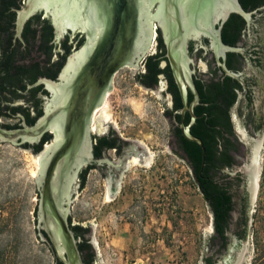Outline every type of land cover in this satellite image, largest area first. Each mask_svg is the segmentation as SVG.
<instances>
[{
  "label": "water",
  "instance_id": "water-1",
  "mask_svg": "<svg viewBox=\"0 0 264 264\" xmlns=\"http://www.w3.org/2000/svg\"><path fill=\"white\" fill-rule=\"evenodd\" d=\"M37 11L50 19L58 39L70 32L84 34V41L67 55L56 80L40 79L50 93L42 115L30 126L23 123L21 128L0 127V142L22 147V143L36 142L45 131L50 132V140L36 152L31 151L34 156H38V169L34 176L33 213L36 239L45 242L53 255V261L55 255L64 264H84L77 247L78 238L70 224L86 226L88 231L84 236L92 243L95 264H103L94 240V221L76 222L71 217L69 208L77 170L88 154L89 126L93 111L112 88L113 74L124 66H135L147 53L156 26L164 36L168 60L181 95L185 99L186 85L197 97L198 93L190 76L194 69L189 67L187 73L185 66L205 61L195 51L188 53V41H200L202 34L210 36L217 62L222 64L220 57L226 51H236L237 48L222 41L217 25L230 11L239 12L246 17L248 14L237 0H22L16 10L17 35L24 22ZM200 44L203 45L201 41ZM201 70L206 71L205 66ZM226 71L233 75L228 69ZM246 74L258 77V84L253 87V100L259 115L264 113V69L257 70L253 67ZM156 95L162 108V96L159 92ZM245 112V104L239 91L238 101L231 108V116L237 134L251 147L250 153L249 148L245 149L240 167L249 191L251 206L248 222L251 229L264 142V124L260 130H252ZM2 121L13 123L16 119L2 118ZM183 134L200 145L202 166L205 149L201 139L184 127ZM149 154L145 164L151 161L150 150ZM229 172L234 174L235 168ZM203 200L210 222L198 264H205L204 257L210 256L212 252V247L208 244L211 215L206 200ZM250 229L248 236L240 244L229 248L225 256L229 264H247L250 258ZM210 264H215V260Z\"/></svg>",
  "mask_w": 264,
  "mask_h": 264
},
{
  "label": "flooded vegetation",
  "instance_id": "flooded-vegetation-1",
  "mask_svg": "<svg viewBox=\"0 0 264 264\" xmlns=\"http://www.w3.org/2000/svg\"><path fill=\"white\" fill-rule=\"evenodd\" d=\"M237 2L248 16L230 11L225 19L217 25L220 37L226 45L228 44L223 40V29L228 38L235 39L233 46L237 48L235 51L238 53L237 58L232 60L227 55L228 51H226L224 56L220 57L222 64L218 63L215 47L208 35L202 34L200 41L203 45L196 39L188 41V53L192 54L195 51L205 61L201 64L196 62L194 66L189 64L185 66L187 73H189V67L194 69L193 73L189 75L198 93L197 97L186 85H184L185 99L181 95L176 76L168 60L164 36L161 29L158 27L156 29V26H154V34L150 45V48L153 47L152 51L148 50L135 66H124L128 69L122 71L121 69L124 68L122 67L113 74L112 88L105 94L101 104L93 111L89 126L88 154L85 155L86 158L77 170L75 177L74 189L85 200L91 199L93 196L101 198L102 202L109 203V207L113 208L119 221L133 227L139 223L142 231L146 232L147 208L140 204L142 194L137 193L144 191L143 189L146 186L144 182L149 178L147 172L150 169H138L135 166L136 162L140 166H144L150 154L146 144L135 137L134 127H131V125L134 126V123L130 122L128 120L130 116L126 115L128 109L121 106L118 111H115L113 108H118V104H110V102L117 100L115 96H112L115 82L119 83L121 80L124 81L130 77L139 88L141 87L148 92L160 93L163 97L160 98L163 105L161 115L165 119L169 131L168 152L173 156H177L182 163H186L190 177L199 191L200 183L195 176L196 167L190 163L183 149L180 136L184 135L183 127L190 131L191 127L195 126L196 119L200 116V113H197L200 107L204 108L203 113L207 114L205 108L209 110L212 105L211 116H214L217 93L214 86L215 82L219 84L220 88H223V99L219 89L217 95L218 103L221 105L220 110H222V107L227 109L226 85L233 76L239 84L235 103L238 101L240 91L245 104V115L251 114V119H249L250 128L254 131L261 129L264 124V113L257 115V107L253 100L255 94L253 87L258 84V77L256 75L249 77L246 71L253 67L257 70L264 69V0H237ZM27 20L31 22L43 21L45 27L50 28L51 34L49 36L48 32L41 26L39 33L32 36L31 33L26 34L23 43L15 36L16 17L13 21L11 28L14 30L11 43L14 46L21 45L22 48L25 47L31 50V54L35 55L34 59L38 61L37 67L26 73H19L17 69H11V71H14V82L17 89L8 92L0 90V101L9 105V110L5 109L8 113L0 116V124L15 125L14 128H21L23 123L30 126L42 115L50 93L40 79L56 80L67 55L84 41V34H71L70 32L58 39L54 34L50 19L41 11H37ZM2 43L6 44L7 41L4 40ZM190 45H193L192 51ZM204 66L206 71L201 70ZM226 69L231 71L233 75L227 73ZM233 105L229 107L230 122L219 125L223 134L230 136V140L233 141V146L228 150L231 156V164L213 169L217 173L215 177L219 182L225 180V182L232 183L229 192L232 194L233 206L225 223L216 220L209 201L200 191L208 204L211 215V235L208 244L212 247V252L210 256L204 257L203 262L205 264H210L214 260L215 264H229L225 260L229 248L240 244L248 236L250 229L248 222L251 206L249 191L245 175L240 167L243 164L241 162L244 160L245 149L249 148L250 153L251 147L237 134L233 126L231 116ZM12 108H15V110H12ZM100 110H103V112ZM220 110L219 113H222ZM103 113H107L108 116ZM116 113L117 115H115ZM131 117L134 118V116ZM2 118H14L16 121L13 123L3 122ZM229 131L232 132V135H229ZM50 138V132L45 131L38 141L22 143L21 146L36 152L37 147L39 146L40 149ZM232 168H235L234 174L229 172ZM105 209L106 207L102 206L100 211L105 212ZM218 228H222L221 233ZM141 236L142 234L139 233L138 237ZM80 240L90 242L84 235L78 239V241ZM148 243L149 240L143 239L141 244ZM90 244L92 245L91 242ZM86 253L85 249L80 253L84 264H95V257H86Z\"/></svg>",
  "mask_w": 264,
  "mask_h": 264
},
{
  "label": "rangeland",
  "instance_id": "rangeland-1",
  "mask_svg": "<svg viewBox=\"0 0 264 264\" xmlns=\"http://www.w3.org/2000/svg\"><path fill=\"white\" fill-rule=\"evenodd\" d=\"M114 85L112 96L117 100L110 104H118V108L113 110L128 109L135 137L146 144L152 156L144 166H135L150 169L144 191L137 193L142 194L140 204L147 208L146 232L139 223L133 227L119 221L101 198L85 200L75 186L70 215L76 222L94 221V240L103 264H198L210 219L187 165L168 152V128L157 95L139 88L130 77ZM37 169L30 150L0 142V264H54L48 246L36 239L34 231ZM102 206L105 212L100 211ZM143 239L149 243L141 244ZM256 241L264 244V142L247 264L253 262Z\"/></svg>",
  "mask_w": 264,
  "mask_h": 264
},
{
  "label": "trees",
  "instance_id": "trees-1",
  "mask_svg": "<svg viewBox=\"0 0 264 264\" xmlns=\"http://www.w3.org/2000/svg\"><path fill=\"white\" fill-rule=\"evenodd\" d=\"M21 1L22 0H0V90L7 92L15 91L17 89L14 82V71H11V69H17L19 73H26L31 69L34 70L38 65V61L34 59L35 55L31 54V50L25 47L22 48L21 45L14 46V44L11 43L14 30L11 27L16 17V10L20 7ZM232 16H234V14H232ZM41 26L50 36V28L45 27L43 21L39 20L36 22L26 20L22 26L20 34H15V36L24 43L26 34L31 33L30 35L32 36L39 33L38 31H40ZM222 34L223 40L226 41L228 45L233 46L235 44V39L228 38L224 29ZM4 40L7 41L6 44L2 43ZM192 49L193 45H190V50L192 51ZM227 55L233 60L237 58L238 53L235 51H228ZM214 84L215 89L217 90L214 116H211L213 111L211 108L212 105L209 110L208 108H205V110H207L206 113L209 115L203 113L204 108L200 107L197 111V113H200V116L197 117L195 126H192L190 129V133L199 137L204 145L205 154L202 166V150L200 145L195 141L187 139L184 135L180 137L183 149L187 154L190 163L196 167L195 176L199 180L202 195L209 201V205L214 211L216 220L225 223L229 217V211L233 206L232 194L229 192L232 183L229 181L225 182V180L219 182L215 177L217 173L215 170L213 171V169L231 164V156L228 150L233 146V141L230 140V136H225L223 134L219 125L230 122L229 107L235 103L239 84L234 80L233 76H231V79L226 85L227 109H223L222 107V110H220L221 105L218 103L217 95L219 89V93L221 92L223 99V88H220L217 82ZM5 109L9 110L8 103L0 101V116L8 113ZM12 110H15V108H12ZM219 110L222 111V113H219ZM247 117L251 119V114L248 113ZM0 126L5 128L15 127V125L9 124H0ZM230 134L232 135V132L229 131V135ZM37 149H39V146ZM70 227L78 239L88 231V227L81 226L80 224H70ZM221 230L222 228H218L220 233ZM77 247L80 253L83 249L87 251L86 257H95L90 242L80 240L77 242ZM54 264L64 263L54 255ZM251 264H264V244H261L258 241L255 242V256Z\"/></svg>",
  "mask_w": 264,
  "mask_h": 264
},
{
  "label": "bare ground",
  "instance_id": "bare-ground-1",
  "mask_svg": "<svg viewBox=\"0 0 264 264\" xmlns=\"http://www.w3.org/2000/svg\"><path fill=\"white\" fill-rule=\"evenodd\" d=\"M102 107H104V106H102ZM106 108H107V107H106ZM106 108H105V109H106ZM107 109H108V108H107ZM107 109H106V110H107ZM100 111H102V112H103V110H100ZM104 111H105V110H104ZM105 112H108V111H105ZM103 114H104L105 116H108V114H107V113H103ZM37 157H38V156H35V158L37 159V162H38V158H37Z\"/></svg>",
  "mask_w": 264,
  "mask_h": 264
}]
</instances>
